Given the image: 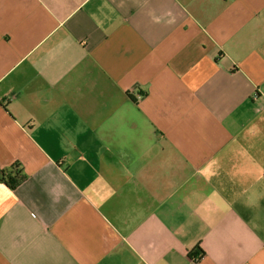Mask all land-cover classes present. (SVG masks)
Instances as JSON below:
<instances>
[{
	"label": "crops",
	"instance_id": "1",
	"mask_svg": "<svg viewBox=\"0 0 264 264\" xmlns=\"http://www.w3.org/2000/svg\"><path fill=\"white\" fill-rule=\"evenodd\" d=\"M2 172L0 264H264V0H0Z\"/></svg>",
	"mask_w": 264,
	"mask_h": 264
},
{
	"label": "trees",
	"instance_id": "2",
	"mask_svg": "<svg viewBox=\"0 0 264 264\" xmlns=\"http://www.w3.org/2000/svg\"><path fill=\"white\" fill-rule=\"evenodd\" d=\"M18 178H19V175L17 174V172L15 173V175L10 178V177H7V178H4V174L2 172V175L0 177V179H2L3 181H6V183H9V186H11L12 188L14 186H16V184L18 183ZM14 179V180H12Z\"/></svg>",
	"mask_w": 264,
	"mask_h": 264
}]
</instances>
